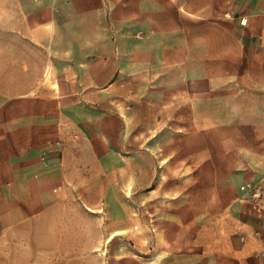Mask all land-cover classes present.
Segmentation results:
<instances>
[{
	"label": "crops",
	"instance_id": "1",
	"mask_svg": "<svg viewBox=\"0 0 264 264\" xmlns=\"http://www.w3.org/2000/svg\"><path fill=\"white\" fill-rule=\"evenodd\" d=\"M203 6L206 0H0V239L18 238L32 221L61 223L74 205L69 192L86 179L117 184L124 174L126 192L160 184L165 169L159 155L143 151L147 134L123 168L110 161L116 153L89 143L103 147L104 136L117 133L111 123L131 137L133 90H150L141 80L150 78L149 64L165 61L166 39L180 61L183 16ZM121 77L125 89L114 90ZM141 100L149 109V98ZM260 185L264 196V178ZM244 193L195 214L205 225L194 253L174 264H264V198Z\"/></svg>",
	"mask_w": 264,
	"mask_h": 264
},
{
	"label": "rangeland",
	"instance_id": "2",
	"mask_svg": "<svg viewBox=\"0 0 264 264\" xmlns=\"http://www.w3.org/2000/svg\"><path fill=\"white\" fill-rule=\"evenodd\" d=\"M206 4L183 16L180 61L172 60L166 39L165 61L149 64L150 78L141 80L149 94L133 90L131 137L111 123L117 133L104 136L103 147L89 143V150L116 153L110 161L123 168L124 156L140 152L147 134L143 151L159 155L165 169L160 184L126 192L121 187L130 178L124 174L117 184L86 179L69 192L74 205L61 223L32 221L18 238L0 239V264H174L194 253V237L205 225L195 214L220 210L226 200L244 195V186H261L264 0ZM118 81L121 88L114 90H124L127 80ZM147 97L149 109L141 100ZM131 178L141 184L140 174Z\"/></svg>",
	"mask_w": 264,
	"mask_h": 264
},
{
	"label": "built area",
	"instance_id": "3",
	"mask_svg": "<svg viewBox=\"0 0 264 264\" xmlns=\"http://www.w3.org/2000/svg\"><path fill=\"white\" fill-rule=\"evenodd\" d=\"M73 138L74 139H77L78 136L77 135H74ZM44 161H45V159H44ZM242 190L245 191V192H247V193H250L252 195V197L255 198V199H261L262 196H263V193H262L261 188L256 187V186H253V185L244 186L242 188ZM263 256H264V254H263Z\"/></svg>",
	"mask_w": 264,
	"mask_h": 264
}]
</instances>
